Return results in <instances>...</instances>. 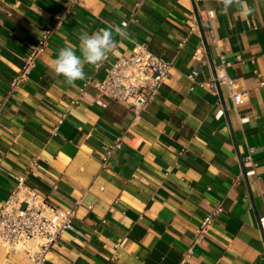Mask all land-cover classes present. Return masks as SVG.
<instances>
[{
	"label": "crops",
	"instance_id": "1",
	"mask_svg": "<svg viewBox=\"0 0 264 264\" xmlns=\"http://www.w3.org/2000/svg\"><path fill=\"white\" fill-rule=\"evenodd\" d=\"M71 2L0 0V208L25 177L51 205L75 209L73 229L45 264H264V0H246L247 18L236 7L221 14L218 0ZM67 8L28 80L14 87L45 28ZM110 25L129 38L117 36L103 63L85 65V80L69 86L55 75L60 48L79 55L81 33ZM204 38L214 67V41L233 64L226 74L249 93L243 106L226 86L222 99L211 87ZM139 46L174 69L136 122L93 83ZM118 139L121 149L103 166ZM0 264L30 262L0 246Z\"/></svg>",
	"mask_w": 264,
	"mask_h": 264
},
{
	"label": "built area",
	"instance_id": "2",
	"mask_svg": "<svg viewBox=\"0 0 264 264\" xmlns=\"http://www.w3.org/2000/svg\"><path fill=\"white\" fill-rule=\"evenodd\" d=\"M77 0H72L75 5ZM69 8L56 17L55 25H48L35 49L26 59L20 75L13 81L17 87L26 82L36 66L37 58L43 54L50 44L53 34L66 22ZM212 18V13H207ZM214 45L217 51L220 65L215 67L217 79L211 83V87L217 90V83L226 86L233 94L234 104L243 106L249 99L248 92H237L236 82L230 79L226 71L233 64L226 60L221 47ZM241 62V57L236 59ZM173 64L154 56L146 47H137L130 56L123 57L108 70L106 78L101 82L93 83L95 89L102 97L124 105L129 108L136 122L141 121L142 113L159 95L163 85L172 77ZM195 74L189 79L195 83ZM264 87V84H261ZM63 118L59 125L63 123ZM122 139H118L114 147L107 151L103 160V166L113 152L121 149ZM219 207L205 219L200 230L201 238L214 219L222 214ZM75 209L63 210L49 203L25 184V177L18 179L16 189L10 195L8 201L0 208V246L13 255L25 256L30 264H45L46 256L59 243L62 237L73 229ZM264 229V221L261 222ZM126 244L124 240L119 247Z\"/></svg>",
	"mask_w": 264,
	"mask_h": 264
},
{
	"label": "clouds",
	"instance_id": "3",
	"mask_svg": "<svg viewBox=\"0 0 264 264\" xmlns=\"http://www.w3.org/2000/svg\"><path fill=\"white\" fill-rule=\"evenodd\" d=\"M222 5L221 14H226L232 7H236L241 17L247 18L252 14L246 0H218ZM129 38V34L118 25L101 28L91 35L83 32L79 36V55L77 49L67 45L59 49L57 57L52 62V71L56 76H62L69 86H75L77 80H85V65L98 66L118 47L116 37Z\"/></svg>",
	"mask_w": 264,
	"mask_h": 264
},
{
	"label": "water",
	"instance_id": "4",
	"mask_svg": "<svg viewBox=\"0 0 264 264\" xmlns=\"http://www.w3.org/2000/svg\"><path fill=\"white\" fill-rule=\"evenodd\" d=\"M192 1H193V3H194V0H192ZM195 12H196V16H197L198 24H199V26L201 27V21H200V18H199L198 12H197V10H196V7H195ZM204 44H205V49H206V52H207L208 58H209V60H210L211 66H212L213 71H214V78H215V80H216V79H217V74H216V71H215V67H214V65H213V61H212V59H211L210 49H209V46H208L207 41H206L205 38H204ZM216 85H217V90H218V92H219V95H220V97H221V99H222L221 86H220L219 83H217ZM224 109H225L226 116L228 117L227 110H226V108H224ZM242 164H243V163H242ZM246 174H247V173H246V170H244V175L246 176Z\"/></svg>",
	"mask_w": 264,
	"mask_h": 264
}]
</instances>
